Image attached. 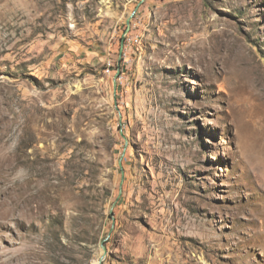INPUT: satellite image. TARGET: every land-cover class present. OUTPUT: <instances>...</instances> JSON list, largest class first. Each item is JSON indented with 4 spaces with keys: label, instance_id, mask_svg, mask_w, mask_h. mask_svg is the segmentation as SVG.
I'll return each mask as SVG.
<instances>
[{
    "label": "rangeland",
    "instance_id": "obj_1",
    "mask_svg": "<svg viewBox=\"0 0 264 264\" xmlns=\"http://www.w3.org/2000/svg\"><path fill=\"white\" fill-rule=\"evenodd\" d=\"M2 200L0 264H264V0H0Z\"/></svg>",
    "mask_w": 264,
    "mask_h": 264
},
{
    "label": "water",
    "instance_id": "obj_2",
    "mask_svg": "<svg viewBox=\"0 0 264 264\" xmlns=\"http://www.w3.org/2000/svg\"><path fill=\"white\" fill-rule=\"evenodd\" d=\"M119 166L121 167L120 160H119ZM102 242H103V241H102ZM102 242H101V247H102L103 255H104V254L106 253V249H105V247L103 246V243H102ZM103 255H102L101 258L99 259L98 264H101V263H102Z\"/></svg>",
    "mask_w": 264,
    "mask_h": 264
},
{
    "label": "bare ground",
    "instance_id": "obj_3",
    "mask_svg": "<svg viewBox=\"0 0 264 264\" xmlns=\"http://www.w3.org/2000/svg\"><path fill=\"white\" fill-rule=\"evenodd\" d=\"M2 162V161H1ZM28 190V189H27ZM5 205V201L4 200H2V201H0V209H1V207H3ZM3 209V208H2ZM1 209V210H2ZM0 210V211H1ZM4 213V212H3ZM2 216V213H0V217Z\"/></svg>",
    "mask_w": 264,
    "mask_h": 264
}]
</instances>
